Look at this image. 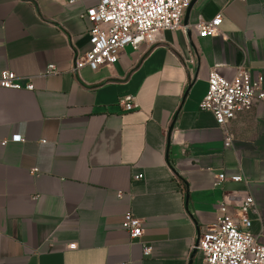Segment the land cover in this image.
I'll return each mask as SVG.
<instances>
[{
	"label": "crops",
	"instance_id": "crops-1",
	"mask_svg": "<svg viewBox=\"0 0 264 264\" xmlns=\"http://www.w3.org/2000/svg\"><path fill=\"white\" fill-rule=\"evenodd\" d=\"M97 2L0 0V73L33 84L0 89V264H204L192 243L222 201L238 223L245 194L264 242V103L222 126L199 109L211 68L228 79L244 64L264 80V0H193L186 30L71 71L88 48L80 14ZM217 12L216 33L199 37L194 25ZM219 173L242 180L214 185ZM126 212L141 220L137 239Z\"/></svg>",
	"mask_w": 264,
	"mask_h": 264
},
{
	"label": "built area",
	"instance_id": "built-area-1",
	"mask_svg": "<svg viewBox=\"0 0 264 264\" xmlns=\"http://www.w3.org/2000/svg\"><path fill=\"white\" fill-rule=\"evenodd\" d=\"M189 2L190 0H98L80 14L89 23L88 48L75 55L71 71L76 72L84 67L97 70L112 65L125 46L136 48L142 42L152 41L161 31L183 28L182 17ZM221 17V12H217L211 19L197 22L194 25L197 35H214ZM54 69L53 65H48L45 73L54 72ZM206 82V92L199 102V109L210 112L218 126L224 125L236 111L248 109L255 102L264 103L263 77L253 76L244 64L238 66L228 79L211 68ZM0 89L31 91L33 84L28 80L21 85L15 73L6 70L0 73ZM117 103L126 111L137 107L130 95L120 96ZM18 139V135H13L10 140ZM5 142L6 140L1 141L2 144ZM229 143L230 137H227L223 144L228 146ZM141 176L137 174L134 178L139 179ZM225 179L240 181L242 177L219 173L214 185L221 184ZM227 204L226 200L219 203L221 215L198 233L191 246L192 252L195 250V253H200L204 264H264V242L249 231L248 213L253 205L252 197L245 194L238 201V223L227 213ZM120 224L131 239L141 236V220L133 213H124ZM150 250L149 245H143L144 255H149Z\"/></svg>",
	"mask_w": 264,
	"mask_h": 264
},
{
	"label": "water",
	"instance_id": "water-1",
	"mask_svg": "<svg viewBox=\"0 0 264 264\" xmlns=\"http://www.w3.org/2000/svg\"><path fill=\"white\" fill-rule=\"evenodd\" d=\"M192 1H193V0H190L188 6L186 7V9H185V14L188 12V10H189V8H190V5H191ZM182 25H183V27H184V30H186V29H187V26L184 25L183 23H182ZM194 254H195V250H193V252H192L191 259H192V257H193Z\"/></svg>",
	"mask_w": 264,
	"mask_h": 264
}]
</instances>
